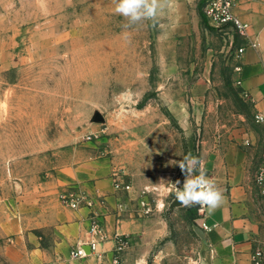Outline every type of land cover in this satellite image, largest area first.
<instances>
[{
	"label": "rangeland",
	"instance_id": "374dc122",
	"mask_svg": "<svg viewBox=\"0 0 264 264\" xmlns=\"http://www.w3.org/2000/svg\"><path fill=\"white\" fill-rule=\"evenodd\" d=\"M114 7L113 0H0L4 197L52 191L59 169L105 159L114 179L134 185L125 198L137 208L144 186L179 180L182 188L179 161L200 160L204 145L248 126L261 130L262 159L264 131L234 77L231 36L203 21L180 35L164 10L155 24L125 29ZM75 189L57 191L62 198ZM162 192L150 194L155 209L143 215L146 231L127 264L141 256L147 264H216L197 204L172 207L174 192Z\"/></svg>",
	"mask_w": 264,
	"mask_h": 264
},
{
	"label": "crops",
	"instance_id": "0c3cea01",
	"mask_svg": "<svg viewBox=\"0 0 264 264\" xmlns=\"http://www.w3.org/2000/svg\"><path fill=\"white\" fill-rule=\"evenodd\" d=\"M199 1L172 0V6L164 9L167 21L180 35L197 31L202 21ZM235 11L251 24L250 34L259 39L258 47H247L236 60L242 69L234 73L236 82L242 80L240 90L247 91L256 114L264 112V0H237ZM242 43L237 36L235 50ZM257 126L264 131V121ZM260 139L261 130L248 126L228 129L214 143L204 145L200 160L207 176L223 192V203L214 211L207 209L205 216L212 226L209 242L216 250V264H251L257 241L264 240V196L253 180L262 160L255 152ZM112 171L111 162L89 159L59 169L52 191L27 192L16 199L4 197L0 191V264H112L116 228L132 236L126 252L128 261L129 251L145 234L146 221L132 202L133 197H126L127 210H119V197L125 198V194L114 189ZM64 186L107 198L104 221L109 237L99 247L101 258L96 254L78 258L70 255L71 248L87 238L91 209L65 205L57 191ZM85 248L89 250L87 244Z\"/></svg>",
	"mask_w": 264,
	"mask_h": 264
},
{
	"label": "built area",
	"instance_id": "2783aa9c",
	"mask_svg": "<svg viewBox=\"0 0 264 264\" xmlns=\"http://www.w3.org/2000/svg\"><path fill=\"white\" fill-rule=\"evenodd\" d=\"M236 4L237 0H207L203 10L210 26L228 34L231 36L233 41H235L237 36L243 40V43L236 49V58L240 59L247 47L259 46V39L258 36L250 34L251 24L242 19V17L236 13ZM234 68L236 72H240L242 69L240 64H236ZM237 83L240 85L242 80L240 78L237 79ZM242 94L245 97H248L247 91H242ZM255 120L256 122H263L264 112L256 113ZM246 143L249 142L247 141ZM253 180L260 194L264 196V154L261 162L254 170ZM113 186L117 192H120V194H132L135 190L134 185L131 182H125L124 180L117 178L114 180ZM165 189H171V187L166 188L161 184H157L153 186L146 185L140 189L137 196L136 209L138 212L142 215L151 214L154 211L155 206H153L150 200V194L153 195V197L161 196L163 194L162 191ZM156 201V206L160 207L159 201ZM62 202L72 208H79L85 205L91 209L87 238L84 242L73 246L70 250V255L73 258H78L88 256L90 254H96L99 258H101L102 253L100 252L99 247L109 237L104 221V209L107 208V198L105 195L100 194L97 195V197H94L88 192L76 188L72 191L63 192ZM161 203V207H163V200ZM128 207V201L120 195L118 202L119 210L124 211L127 210ZM197 211L203 228L211 230L212 226H210L205 220L207 208L197 204ZM113 238L115 240V246L113 248L112 264H127L126 252L132 244V236L128 233L121 232L119 228H116ZM86 244L89 246V250L85 248ZM134 264H136V262ZM251 264H264V240L257 241V244L251 254Z\"/></svg>",
	"mask_w": 264,
	"mask_h": 264
},
{
	"label": "clouds",
	"instance_id": "9594fccd",
	"mask_svg": "<svg viewBox=\"0 0 264 264\" xmlns=\"http://www.w3.org/2000/svg\"><path fill=\"white\" fill-rule=\"evenodd\" d=\"M113 3L115 14L122 16L126 21L123 25L125 29L144 21L155 24L161 12L172 6V0H113ZM178 166L185 176L183 186L178 187L180 181L177 180L167 191L169 194L174 192L176 200L181 205L199 204L211 212L223 203L222 190L207 176L201 160L189 154L178 162ZM136 264H147L146 256H141Z\"/></svg>",
	"mask_w": 264,
	"mask_h": 264
},
{
	"label": "trees",
	"instance_id": "16d2710c",
	"mask_svg": "<svg viewBox=\"0 0 264 264\" xmlns=\"http://www.w3.org/2000/svg\"><path fill=\"white\" fill-rule=\"evenodd\" d=\"M206 1L207 0H200L199 1V5H198V9H199V13H200V16L202 18V21H203L204 25L210 27V25H209V23L207 21V18L205 16L204 10H203V8H204V6L206 4Z\"/></svg>",
	"mask_w": 264,
	"mask_h": 264
},
{
	"label": "water",
	"instance_id": "95a60500",
	"mask_svg": "<svg viewBox=\"0 0 264 264\" xmlns=\"http://www.w3.org/2000/svg\"><path fill=\"white\" fill-rule=\"evenodd\" d=\"M95 118L98 119V120H102V119H104V116L101 113H97ZM177 205H180V203L176 200V198H174V200L171 203V206L174 207V206H177Z\"/></svg>",
	"mask_w": 264,
	"mask_h": 264
}]
</instances>
